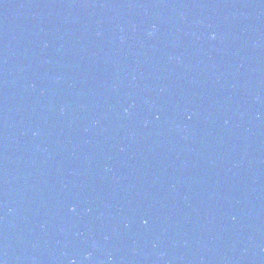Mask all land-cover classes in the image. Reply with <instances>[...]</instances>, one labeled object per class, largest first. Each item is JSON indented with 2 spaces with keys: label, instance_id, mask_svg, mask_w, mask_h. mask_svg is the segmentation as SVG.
Segmentation results:
<instances>
[{
  "label": "water",
  "instance_id": "water-1",
  "mask_svg": "<svg viewBox=\"0 0 264 264\" xmlns=\"http://www.w3.org/2000/svg\"><path fill=\"white\" fill-rule=\"evenodd\" d=\"M0 264H264V0H0Z\"/></svg>",
  "mask_w": 264,
  "mask_h": 264
}]
</instances>
